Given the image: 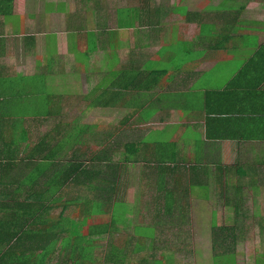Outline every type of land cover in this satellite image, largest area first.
<instances>
[{
    "label": "crops",
    "instance_id": "obj_1",
    "mask_svg": "<svg viewBox=\"0 0 264 264\" xmlns=\"http://www.w3.org/2000/svg\"><path fill=\"white\" fill-rule=\"evenodd\" d=\"M22 91L39 95H27L26 105L21 99L0 101V119L16 108L21 112L12 116L40 132L61 122L71 139L82 140L79 146L87 140L98 151L118 140L121 120L129 118L136 126L127 132L132 140L149 137L153 129L154 138L175 143L156 156L161 163L206 172L191 185L184 181L182 189L189 193L174 200L158 192L154 179L123 186L119 201L129 210L121 231L88 234L76 227L54 245L51 264L65 246L70 252L87 247L95 259L68 257L62 264H98V254L103 264L107 251L180 250L186 244L175 243L168 231L148 229L157 218L153 207L170 202L225 208L239 189L248 224L237 234L234 261L224 262L264 264V212L249 208L256 198L264 203V0H0V100ZM112 109L124 113L103 119ZM113 152L118 157V150ZM138 165L127 172L139 176L141 161ZM222 166L231 168L228 180L217 178ZM189 213L169 220H193ZM201 215L194 219L210 221L216 215L227 223L234 212ZM160 216L166 220L167 215ZM73 218L79 223L78 216ZM136 219L143 224H134ZM253 220L262 228L250 261L242 244H251ZM43 246L33 249L44 252ZM207 247L212 253L211 236Z\"/></svg>",
    "mask_w": 264,
    "mask_h": 264
},
{
    "label": "trees",
    "instance_id": "obj_2",
    "mask_svg": "<svg viewBox=\"0 0 264 264\" xmlns=\"http://www.w3.org/2000/svg\"><path fill=\"white\" fill-rule=\"evenodd\" d=\"M17 94L3 95L0 101L17 104L21 99L26 105L29 102L26 101L27 95H39L26 91ZM40 94L41 99H47L46 94ZM8 111L7 118L0 119V264H49L55 255L54 245L59 244L60 240H67L66 234L77 227L73 223L75 216L80 218L79 229L82 233L120 232L125 213L129 210L127 203L119 201L121 188L138 178L154 179L159 187L158 192H162L168 201L189 193L190 189H182L184 181L191 185L199 181L203 173L206 176V172H199L196 166L184 172L178 164L172 167L157 160V155L167 154L171 151L170 145L175 143L161 141L159 136L154 138L153 129H150L149 137L142 136L138 142L132 140L127 132L134 131L136 126L130 124L129 118L121 120L118 140L108 141L97 151L94 143L87 140L79 146L82 140L77 137L78 140L71 139L64 123H56L43 133L35 125L22 123L21 119L11 114L21 111L16 108ZM138 111L142 110L134 111L135 114ZM24 113L30 114L31 110ZM45 115H48V111ZM76 142L77 147L73 148ZM114 149L118 150V157L112 153ZM140 161L142 173L139 176L127 172L131 168L136 169ZM230 169L229 166L218 168L221 171L217 174L218 180H228L231 177ZM239 175L245 179L243 174ZM236 193L233 205L227 199L225 207L227 212H234L233 219L219 224L216 215H213L208 221L212 264H225V258L234 261L237 234L248 224L244 220L249 209L243 201V192L239 189ZM153 208L157 218L148 228L152 234L163 233L170 224L176 223L170 221L169 216L191 209L189 205L179 206L170 202ZM161 214L167 215L166 220L161 219ZM135 229L138 231L141 228L136 226ZM36 243L44 245V252L33 249ZM81 247L70 252L65 246L57 254L54 264H62L68 257L89 261L95 259L87 247ZM99 257V254L96 255L98 264ZM140 257L141 263L146 264L147 257ZM128 260L130 254L107 251L102 255L103 264ZM160 261L163 263L166 260L159 259L153 264H160ZM166 264L174 263L167 261Z\"/></svg>",
    "mask_w": 264,
    "mask_h": 264
},
{
    "label": "rangeland",
    "instance_id": "obj_3",
    "mask_svg": "<svg viewBox=\"0 0 264 264\" xmlns=\"http://www.w3.org/2000/svg\"><path fill=\"white\" fill-rule=\"evenodd\" d=\"M91 113H95V111H92ZM124 113V110H118V109H112L108 111L103 112V119L107 120H114L117 117H120ZM47 127V126H46ZM45 130L43 129L42 132ZM134 196V192H131L130 196ZM251 200V199H250ZM252 203V200L250 204ZM212 205H194L191 206L190 210V216L193 220L189 221H183V223H180V221H176V223L170 224L166 228L165 231H168L170 234L173 235V241L177 243L178 241H182L186 245H184L180 250H176L173 247H168L164 249H156L154 247L151 248L149 252L145 253H134L130 254V260L125 261L123 263L118 262L116 264H142L141 263V257L145 256L147 257L146 264H153L156 260H166L163 263L160 261V264H166L167 261H171L174 264H212V259L210 256L208 242H209V236L211 232V228L209 226V223L207 220H195L194 218L197 217V215H201V217H205L208 215H211V212L214 210L217 213L221 214V217L226 213V209L221 205H215L214 203H211ZM258 205L257 207H255ZM255 206L252 204L249 208L252 210L254 208H257L260 212H264V203L260 200H255ZM256 211V210H255ZM77 217V216H75ZM255 220L257 218H254ZM223 220H219V224H222ZM77 227L80 228V221L79 223H75ZM134 224L142 225L143 221H140L136 219L134 221ZM130 228L129 226H125ZM177 227V228H176ZM250 238L248 241H251V244L249 242H244L242 245L245 247L246 251V257L249 258L250 261H253L251 259L252 257H255V251L257 250L258 243L257 241V231L261 230L262 225L259 224V221H250ZM140 230H147L140 229ZM176 233L177 236H176ZM176 236V237H175ZM260 236V234H259ZM241 240V239H240ZM250 246V248L247 247ZM192 246V247H191ZM239 256V255H237ZM132 258H135L134 260H131Z\"/></svg>",
    "mask_w": 264,
    "mask_h": 264
}]
</instances>
